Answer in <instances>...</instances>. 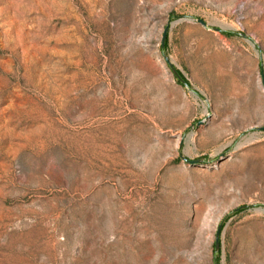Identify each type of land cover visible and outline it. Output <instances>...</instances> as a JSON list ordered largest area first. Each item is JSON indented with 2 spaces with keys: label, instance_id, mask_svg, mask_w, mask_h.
<instances>
[{
  "label": "rangeland",
  "instance_id": "obj_1",
  "mask_svg": "<svg viewBox=\"0 0 264 264\" xmlns=\"http://www.w3.org/2000/svg\"><path fill=\"white\" fill-rule=\"evenodd\" d=\"M0 264H264V0H0Z\"/></svg>",
  "mask_w": 264,
  "mask_h": 264
},
{
  "label": "water",
  "instance_id": "obj_2",
  "mask_svg": "<svg viewBox=\"0 0 264 264\" xmlns=\"http://www.w3.org/2000/svg\"><path fill=\"white\" fill-rule=\"evenodd\" d=\"M198 21L202 24V25H206L205 22L201 19H198ZM167 30H168V25L165 26L164 30H163V34H162V44H163V41L166 37V33H167ZM173 71L176 73V71L173 69ZM218 232L216 234V242H215V248L217 249V246H218Z\"/></svg>",
  "mask_w": 264,
  "mask_h": 264
},
{
  "label": "trees",
  "instance_id": "obj_3",
  "mask_svg": "<svg viewBox=\"0 0 264 264\" xmlns=\"http://www.w3.org/2000/svg\"><path fill=\"white\" fill-rule=\"evenodd\" d=\"M171 17H173V16H171ZM222 32V34H224V35H226V36H229L230 35V33L229 32H227V31H221ZM175 73V72H174ZM175 75H176V77L178 78V80L180 81V82H183V83H185L184 82V80H183V78L181 77V75L176 71V73H175ZM217 255V252L215 253V256Z\"/></svg>",
  "mask_w": 264,
  "mask_h": 264
}]
</instances>
